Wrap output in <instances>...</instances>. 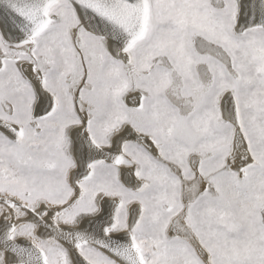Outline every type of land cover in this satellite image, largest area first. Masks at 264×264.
<instances>
[{"label":"snow or ice","instance_id":"6c2138e0","mask_svg":"<svg viewBox=\"0 0 264 264\" xmlns=\"http://www.w3.org/2000/svg\"><path fill=\"white\" fill-rule=\"evenodd\" d=\"M0 264H264V0H0Z\"/></svg>","mask_w":264,"mask_h":264}]
</instances>
